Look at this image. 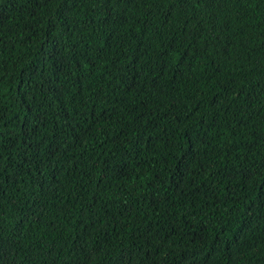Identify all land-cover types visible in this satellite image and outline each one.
Here are the masks:
<instances>
[{"label": "trees", "instance_id": "16d2710c", "mask_svg": "<svg viewBox=\"0 0 264 264\" xmlns=\"http://www.w3.org/2000/svg\"><path fill=\"white\" fill-rule=\"evenodd\" d=\"M0 264H264V0H0Z\"/></svg>", "mask_w": 264, "mask_h": 264}]
</instances>
